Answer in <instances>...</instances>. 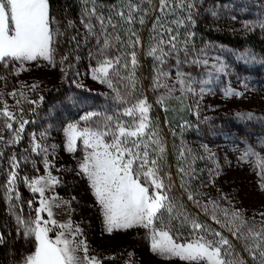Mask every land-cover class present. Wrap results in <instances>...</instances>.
Here are the masks:
<instances>
[{
    "label": "rangeland",
    "instance_id": "374dc122",
    "mask_svg": "<svg viewBox=\"0 0 264 264\" xmlns=\"http://www.w3.org/2000/svg\"><path fill=\"white\" fill-rule=\"evenodd\" d=\"M192 2L195 5L192 10L177 9L175 15L168 17L169 21L181 19L184 23L169 26L174 34H179L178 47H186L190 59L207 60L208 63L182 64L180 69L190 77L193 90L185 89L181 93L177 85V91L163 106L157 100L166 90H154V61L146 55L152 23L159 15L153 11L159 6L158 0H152L151 5L141 4V8L149 13L146 23L133 25L142 42L135 49L138 66L134 83L121 79L129 75V70L123 67L118 68L119 75L110 76L111 88L92 78V70L103 57L99 55L96 38L89 36L81 23L89 19L84 15L85 9L90 11L95 7L98 15L111 16L118 25L115 32L111 28L108 32L113 36L119 34L126 42L127 26L113 12V9H124L126 0H118L114 5L104 0H95V4L93 0L88 3L82 0L78 11L67 18L50 10L56 21L53 30L62 33L54 45V63L44 59L25 62L27 71L22 70L18 75L15 74V69L20 67L18 63L15 67L0 63V77H3L0 79V110L7 104L16 121H28L19 141L9 144L19 123L0 116V136L3 137L0 141V215L3 218V222L0 221V245L5 240L6 223L21 235L24 243L23 254L10 264H24V258L35 251L34 236H24L16 216L26 221L35 220L41 199L49 202L53 213L51 219L57 222L46 225L53 229L49 237L55 239L58 232L64 231L69 240L75 241L73 246L83 241L87 255L95 257L99 264H187L178 257L165 258L153 252L150 230L144 227L114 229L109 233L88 177L80 171L79 165L86 155L82 140H77L75 152L66 150L64 129L70 123H78L80 128L87 126L80 118L89 112L102 114L94 120L112 116L114 121L130 122L132 118L123 115L124 109L141 99H147L151 105L148 113L150 131L158 132L165 149L161 175L174 205L171 213L162 211L155 226L169 229L177 242L185 243L195 238L191 227V221L195 220L210 230L199 235L212 240L218 239L212 233L219 232L229 241L231 255L225 259L236 264H264V257L260 256L264 244L257 247V240L249 235L250 231L264 229L261 169L256 166V157L241 159L248 148L264 158V27H261L264 24V0ZM189 11L191 19H188ZM142 14H137V18ZM69 21H72V27H69ZM92 23L98 25L94 17ZM228 39H232L229 41L233 44L224 42ZM113 44L115 46L107 55L123 56L121 64L128 62L130 69L127 53L132 49L121 47L116 41ZM181 59H184L183 53ZM168 64L173 66L171 74L174 77L175 60L169 59ZM34 84L38 87L32 90ZM229 90L241 95L228 96ZM6 122L12 123V129L5 127ZM33 137L42 147L48 148L47 156L31 151ZM181 150L184 151L183 159H180ZM13 156L19 167L15 170L17 178L12 185L13 191L9 192L6 185ZM46 159L49 161L47 170ZM49 173L57 183L46 187L43 197L38 192L33 193L29 182ZM189 194L193 199L188 198ZM210 202H215V206ZM233 212H238L240 218H233ZM40 215L43 220L49 219L47 211ZM69 224L70 229L60 227ZM77 228L80 232L73 236L71 233ZM75 255L80 258V264H86L82 249Z\"/></svg>",
    "mask_w": 264,
    "mask_h": 264
},
{
    "label": "snow or ice",
    "instance_id": "6c2138e0",
    "mask_svg": "<svg viewBox=\"0 0 264 264\" xmlns=\"http://www.w3.org/2000/svg\"><path fill=\"white\" fill-rule=\"evenodd\" d=\"M147 2L152 4V0H126L124 9L113 12L120 18L123 25H126L125 35L127 41L117 34L113 36L108 32L111 28L115 32L118 25L113 22L112 17L105 18L98 15L95 7L90 11L85 9L84 15L89 19L84 20V28L89 36H94L99 45V55L103 59L98 61V66L93 71L92 78L106 83L110 88L112 82L111 75H119L118 68L123 67L129 70L127 79L135 82V70L138 66V54L135 50L142 45L137 31L133 25L139 23L144 25L146 17L149 15L147 9H142L141 4ZM88 3V0H84ZM159 6L154 7L153 11L158 12L152 23L150 43L146 55L152 57L154 61V90L165 89L166 91L158 98L157 103L164 105L165 101L177 91L183 93L185 89L192 91L190 77L181 71L180 66L184 63L207 64V60L190 59L189 50L186 47H178V33H173L170 24L180 26L184 23L181 19L168 20L169 16L175 15L176 10H192L195 5L192 0H158ZM95 4V0H93ZM139 15L137 18V14ZM212 15H216L215 12ZM98 21V25L92 23V18ZM188 19H191L189 11ZM56 23L50 14L49 0H0V63L5 67L9 64L18 63L19 68L15 69V74L20 71H27L24 68L25 62H34L38 59L47 60L54 63L53 56L55 52L54 45L56 38L62 33L58 29L53 30L52 25ZM72 21H69V27H72ZM264 27V24L261 25ZM135 37V39H133ZM101 38H103L101 43ZM73 39H75L73 37ZM113 41L120 44L121 47L131 48L132 51L127 53L130 57L131 68L129 63L121 64L123 56L109 57L107 52L114 47ZM187 41H185V44ZM183 53L184 59H181ZM169 59L175 60V76L171 74L173 66L168 64ZM63 63V61H61ZM63 70V69H62ZM3 79V77H0ZM204 83H207L205 81ZM38 85L31 86L32 90ZM201 92L204 89L201 88ZM15 95V93H10ZM226 95L240 96L241 93L229 90ZM23 96V93H21ZM19 103V101H17ZM151 105L147 99L138 100L132 107L125 108L123 115L131 117L130 122H124L112 116H104L100 120H94V117H100L102 114L89 112L80 119L87 126L80 128L78 123H70L65 129L66 150L75 152L77 140H82L85 147L86 155L80 163V171L84 173L90 182L97 203L100 205L104 215L106 230L111 233L114 229H129L140 226L150 230L151 248L153 252L165 257H178L187 264H236V262L225 259L231 255L229 241L219 232L212 235L218 239H208L205 235L198 233H207L210 230L196 222L191 221L193 235L195 238L185 243H179L170 234V230L164 227L157 228L155 222L161 219L162 211L169 213L173 211V203L170 201L164 176L161 175L162 163L165 160V149L161 143L158 132L151 130V121L148 113ZM0 116L7 118V121H16L14 113L9 111L7 104L0 110ZM19 123V128L14 130L12 140L9 144L18 142L20 133L24 131V120ZM5 127L12 129V123L6 122ZM44 135L43 133L41 134ZM3 137L0 136V141ZM55 148V145L52 146ZM90 150V151H89ZM31 151L33 153L48 154V148L42 147L33 137ZM2 155V153H0ZM256 157V166L260 167L259 173L261 178L260 187L264 190V158H261L251 148L245 150L241 156L242 160L249 157ZM184 151L180 152V159H183ZM12 171L9 173L7 187L8 191H13L17 178L15 171L19 164L15 156L10 160ZM49 167V161L45 160V170ZM184 171L183 168L180 169ZM167 175V174H165ZM170 178V177H169ZM57 183L56 179L49 173L46 177L41 176L31 180L29 186L33 193L44 195L45 188L51 184ZM19 199V194H16ZM190 200L193 196L189 194ZM12 199V197H8ZM215 206V202H210ZM41 207L36 209L35 220H24L17 215V224L24 229V236H34L36 241L35 251L24 258V264H80V258L75 255L78 249L85 252L84 261L86 264H99L95 257L87 255V246L83 241L78 245L74 240H69L64 231L56 234L55 239L49 237V232L53 229L47 227L49 223L56 225V221L51 219L53 213L47 200L41 199ZM31 206V201H29ZM47 211L48 220H43L40 213ZM264 215V214H262ZM233 218L239 219L238 212L232 213ZM215 219V213H213ZM187 221L188 218L185 217ZM219 222V221H217ZM231 223V221H229ZM61 229L71 228V225H60ZM77 228L73 236L79 234ZM264 229L261 232H249V235L257 240V247L264 244ZM235 235V233H233ZM2 242V239H0ZM227 246V247H225ZM260 256L264 257V250L260 251ZM242 264V262H241Z\"/></svg>",
    "mask_w": 264,
    "mask_h": 264
},
{
    "label": "trees",
    "instance_id": "16d2710c",
    "mask_svg": "<svg viewBox=\"0 0 264 264\" xmlns=\"http://www.w3.org/2000/svg\"><path fill=\"white\" fill-rule=\"evenodd\" d=\"M105 2L114 5L118 0H104ZM82 0H49L51 12H55L57 15L63 18H67L70 14H75L78 11L79 4ZM226 37H231V34H226ZM227 44H233V41H229ZM260 43V41H258ZM3 218L0 215V221ZM6 233L4 235L5 240L0 245V264H10L11 261L16 260L24 252V243L22 241L21 235L17 234L13 227L6 223Z\"/></svg>",
    "mask_w": 264,
    "mask_h": 264
}]
</instances>
